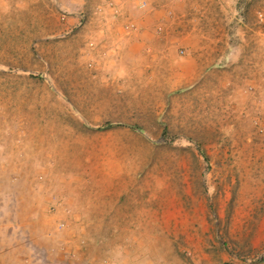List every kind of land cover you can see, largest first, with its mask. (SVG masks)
Wrapping results in <instances>:
<instances>
[{
  "label": "rangeland",
  "instance_id": "374dc122",
  "mask_svg": "<svg viewBox=\"0 0 264 264\" xmlns=\"http://www.w3.org/2000/svg\"><path fill=\"white\" fill-rule=\"evenodd\" d=\"M0 264H264V0H0Z\"/></svg>",
  "mask_w": 264,
  "mask_h": 264
},
{
  "label": "crops",
  "instance_id": "0c3cea01",
  "mask_svg": "<svg viewBox=\"0 0 264 264\" xmlns=\"http://www.w3.org/2000/svg\"><path fill=\"white\" fill-rule=\"evenodd\" d=\"M119 22H121L122 23V21H119ZM91 23V22H90ZM92 29H94V28H92L91 26L89 27V31H93Z\"/></svg>",
  "mask_w": 264,
  "mask_h": 264
}]
</instances>
